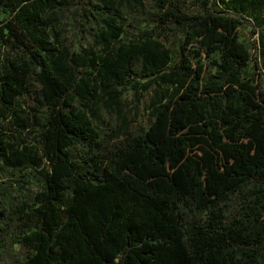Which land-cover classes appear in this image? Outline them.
Returning <instances> with one entry per match:
<instances>
[{
    "label": "trees",
    "instance_id": "obj_1",
    "mask_svg": "<svg viewBox=\"0 0 264 264\" xmlns=\"http://www.w3.org/2000/svg\"><path fill=\"white\" fill-rule=\"evenodd\" d=\"M124 2L0 0V264H264V33L251 79L238 32L254 2L152 0L181 35L173 58L162 33L121 39ZM64 22L99 46L88 70L63 45ZM30 84L45 110L33 144L17 108ZM126 85H154L153 118L101 134L81 102L102 89L120 109ZM26 170L40 188L14 202L12 175Z\"/></svg>",
    "mask_w": 264,
    "mask_h": 264
},
{
    "label": "rangeland",
    "instance_id": "obj_2",
    "mask_svg": "<svg viewBox=\"0 0 264 264\" xmlns=\"http://www.w3.org/2000/svg\"><path fill=\"white\" fill-rule=\"evenodd\" d=\"M196 0H187V8L195 11L194 5ZM254 3H248L245 6V10L240 12L243 17H246L247 21L240 22L238 32L243 41L247 44L251 51V59L244 67L243 74L251 79L257 78L256 68L253 66V59L255 55H259L256 48H253L256 44L255 39L260 33H264V21L261 20V16L264 15V0H252ZM219 8H224L223 3L217 4ZM123 7V13L126 15L125 31L121 36V39H125L126 36H131L138 30H149L154 34H161L159 39L161 42L171 50V57H174V53L177 52L178 39L180 34H174L170 32L166 22L159 21L158 11L154 8L152 0H141L140 3L130 5L125 0ZM249 14V15H246ZM258 17V18H257ZM65 20V19H64ZM66 22V21H65ZM61 23L66 26L64 33L61 35L63 45L72 53L77 52L78 60L82 63V67L88 70L90 66L91 57H95L99 53V46H97L90 37V29L84 30V28L78 24V26L71 28L67 23ZM61 26V27H62ZM254 29V31H252ZM87 49H91V52L86 53ZM5 48L0 46V53H3ZM94 81V79L92 80ZM96 82L99 84V80ZM141 82V81H140ZM264 82V79H263ZM153 87L142 90L139 89L138 93L130 86L126 85L121 88L120 99L121 107H117L112 104L109 108L105 101L108 100L103 90L99 89L101 97L96 103L81 102V109H83L91 119L92 123L97 125L98 129L104 134L109 131L110 124H120L123 121H128V127L131 130L144 131L151 121L152 111L149 106V102L153 95ZM30 91L18 97L17 108L20 111L21 116H27L28 123L24 130H21V136L24 141L33 144L35 141V127L41 116L44 114V108L37 103L35 98L37 92L35 86L30 84ZM10 127L13 129L14 125L10 123ZM14 133H16L13 130ZM13 187L11 192V199L14 202H18L23 199H28L32 202L37 191L40 188V184L30 172L27 170L23 173H15L12 175ZM242 204L240 193H230V198L226 200L224 208L227 212H232L238 209Z\"/></svg>",
    "mask_w": 264,
    "mask_h": 264
}]
</instances>
